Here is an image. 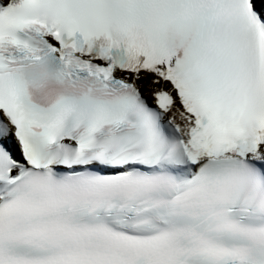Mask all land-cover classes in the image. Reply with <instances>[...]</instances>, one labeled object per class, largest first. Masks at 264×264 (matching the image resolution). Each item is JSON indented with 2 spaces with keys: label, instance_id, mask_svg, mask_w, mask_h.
I'll return each instance as SVG.
<instances>
[{
  "label": "snow or ice",
  "instance_id": "1",
  "mask_svg": "<svg viewBox=\"0 0 264 264\" xmlns=\"http://www.w3.org/2000/svg\"><path fill=\"white\" fill-rule=\"evenodd\" d=\"M0 264H264V0H0Z\"/></svg>",
  "mask_w": 264,
  "mask_h": 264
}]
</instances>
